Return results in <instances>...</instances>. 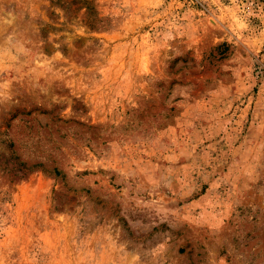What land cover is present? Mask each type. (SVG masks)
I'll return each instance as SVG.
<instances>
[{
  "label": "rangeland",
  "instance_id": "374dc122",
  "mask_svg": "<svg viewBox=\"0 0 264 264\" xmlns=\"http://www.w3.org/2000/svg\"><path fill=\"white\" fill-rule=\"evenodd\" d=\"M0 264H264V0H0Z\"/></svg>",
  "mask_w": 264,
  "mask_h": 264
},
{
  "label": "trees",
  "instance_id": "16d2710c",
  "mask_svg": "<svg viewBox=\"0 0 264 264\" xmlns=\"http://www.w3.org/2000/svg\"><path fill=\"white\" fill-rule=\"evenodd\" d=\"M33 166H35V165H33ZM33 166H31V167H24V168H26V170H29V169H31ZM54 173L57 175V176H59V175H61L62 174V172L58 169V168H54Z\"/></svg>",
  "mask_w": 264,
  "mask_h": 264
}]
</instances>
